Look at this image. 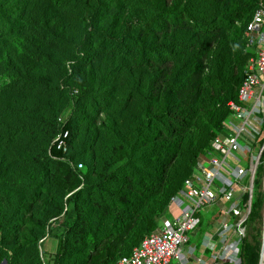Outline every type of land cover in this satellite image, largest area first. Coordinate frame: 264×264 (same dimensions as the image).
Masks as SVG:
<instances>
[{
  "label": "trees",
  "instance_id": "16d2710c",
  "mask_svg": "<svg viewBox=\"0 0 264 264\" xmlns=\"http://www.w3.org/2000/svg\"><path fill=\"white\" fill-rule=\"evenodd\" d=\"M260 7L0 0V264H116L157 228L236 100ZM262 163L264 147L250 220ZM253 239L240 264L258 263Z\"/></svg>",
  "mask_w": 264,
  "mask_h": 264
},
{
  "label": "built area",
  "instance_id": "2783aa9c",
  "mask_svg": "<svg viewBox=\"0 0 264 264\" xmlns=\"http://www.w3.org/2000/svg\"><path fill=\"white\" fill-rule=\"evenodd\" d=\"M246 28L256 33L249 40L255 42V55L247 60L236 100L227 104L221 131L170 199L175 213L162 218L116 264H240L256 167L264 147V7L253 12ZM65 135L56 136L57 147L64 149ZM211 209L216 212L203 218L200 212ZM196 232L199 242L183 249Z\"/></svg>",
  "mask_w": 264,
  "mask_h": 264
},
{
  "label": "rangeland",
  "instance_id": "374dc122",
  "mask_svg": "<svg viewBox=\"0 0 264 264\" xmlns=\"http://www.w3.org/2000/svg\"><path fill=\"white\" fill-rule=\"evenodd\" d=\"M252 36H255L256 33L253 31L250 33ZM234 34L233 35H230V34H225V37H226V43L228 45V47H230V51L232 52V48L234 46V44H237L236 43V40L233 38ZM233 58V56H232ZM235 63H238L237 61L235 60H232V65L235 64ZM262 140V138L260 139ZM264 165V163H262ZM263 173H264V168H263V171L261 173V180H260V184L258 186V189L259 191L261 192L262 194V205H261V209H260V215H259V218H255V219H247L246 223H245V232H246V235L244 237L245 241H249V242H252V237H254L255 240L258 241L259 245H258V248L260 249V245H261V242H262V235H263V232H262V218H263V214H264V197H263V186H262V178H263ZM171 209H174L173 206H171L169 208V210ZM215 209H211V210H208L206 213H201V215H203V218H207L209 217L210 214L212 213H215ZM167 212H165L166 214ZM165 214L162 215L160 217V220L165 217ZM160 220H159V225H160ZM203 229V225H200V230ZM199 232H196L194 236L190 235L189 237V240L186 244L183 245V249L187 248L188 246L190 245H193V244H197L199 242ZM253 239V240H254ZM53 247H54V240L49 238V237H46L45 240L43 241V243L41 244V250L39 249V254H41V251L42 250H46L47 252V255H50L51 251L53 250ZM259 251V250H258ZM47 255H44V260L47 259ZM264 257V255H262ZM258 259H259V256H258ZM262 260V258H261ZM173 262V260H172ZM258 264V263H257ZM262 264H264V261L262 260Z\"/></svg>",
  "mask_w": 264,
  "mask_h": 264
},
{
  "label": "water",
  "instance_id": "95a60500",
  "mask_svg": "<svg viewBox=\"0 0 264 264\" xmlns=\"http://www.w3.org/2000/svg\"><path fill=\"white\" fill-rule=\"evenodd\" d=\"M262 186H263V197H264V173H263V178H262ZM263 229H264V216L262 218V232H263ZM262 255H264V240H263V237H262V242H261L260 249H259L258 264H262V261H261V256Z\"/></svg>",
  "mask_w": 264,
  "mask_h": 264
},
{
  "label": "crops",
  "instance_id": "0c3cea01",
  "mask_svg": "<svg viewBox=\"0 0 264 264\" xmlns=\"http://www.w3.org/2000/svg\"><path fill=\"white\" fill-rule=\"evenodd\" d=\"M166 212L167 213L165 214V217H163V218H168L171 214L175 213V210L174 209H171V210L167 209Z\"/></svg>",
  "mask_w": 264,
  "mask_h": 264
},
{
  "label": "bare ground",
  "instance_id": "6f19581e",
  "mask_svg": "<svg viewBox=\"0 0 264 264\" xmlns=\"http://www.w3.org/2000/svg\"><path fill=\"white\" fill-rule=\"evenodd\" d=\"M263 216H264V214H263ZM263 240H264V229H263ZM261 258H262V260L264 261V257L261 256ZM262 260H261V261H262Z\"/></svg>",
  "mask_w": 264,
  "mask_h": 264
}]
</instances>
